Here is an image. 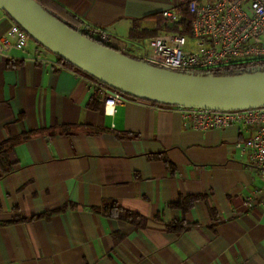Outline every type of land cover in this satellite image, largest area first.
<instances>
[{
	"label": "crops",
	"instance_id": "1",
	"mask_svg": "<svg viewBox=\"0 0 264 264\" xmlns=\"http://www.w3.org/2000/svg\"><path fill=\"white\" fill-rule=\"evenodd\" d=\"M45 1L141 58L160 12L188 0ZM7 26L0 14V35ZM29 41L0 55V142L29 132L0 176V264H264L263 184L239 146L250 132L188 129L172 108L106 102ZM106 201L141 219L107 216Z\"/></svg>",
	"mask_w": 264,
	"mask_h": 264
},
{
	"label": "built area",
	"instance_id": "2",
	"mask_svg": "<svg viewBox=\"0 0 264 264\" xmlns=\"http://www.w3.org/2000/svg\"><path fill=\"white\" fill-rule=\"evenodd\" d=\"M0 14L8 22L5 32L0 35V55L9 56L11 48L23 49L31 38L5 12L0 10ZM184 14L190 17L188 34L181 31ZM160 16L163 27L148 39L141 57L148 64L193 73L250 60H264V0H188L164 8ZM81 32L92 34L86 27ZM95 36L100 44H108L109 36L103 30H98ZM92 81V85L102 91L106 102L122 103L128 98L99 81ZM157 105L176 110L183 127L188 129L204 131L235 125L250 132L239 146L263 184L261 200L264 204V106L222 110ZM252 202V197L246 200L247 205Z\"/></svg>",
	"mask_w": 264,
	"mask_h": 264
},
{
	"label": "water",
	"instance_id": "3",
	"mask_svg": "<svg viewBox=\"0 0 264 264\" xmlns=\"http://www.w3.org/2000/svg\"><path fill=\"white\" fill-rule=\"evenodd\" d=\"M0 10L43 48L121 93L165 105L222 110L264 106V70L201 75L160 68L87 38L35 0H0Z\"/></svg>",
	"mask_w": 264,
	"mask_h": 264
},
{
	"label": "trees",
	"instance_id": "4",
	"mask_svg": "<svg viewBox=\"0 0 264 264\" xmlns=\"http://www.w3.org/2000/svg\"><path fill=\"white\" fill-rule=\"evenodd\" d=\"M43 9H45L47 12H49L51 15H53L54 17H56L57 19H59L61 22H63L64 24H66L67 26H69L71 29L80 32L82 34H84L87 38H90L92 40H96L97 42L101 43L98 39H96L95 37V32H92L91 35H86V33L81 32V30L78 29V27L76 26V23L78 22L77 20H75V18L73 16H69L66 12H64L62 9H60L58 6H55L49 2H46L45 0H35ZM190 21V17L187 14H184L183 17V21H182V32L184 33H189V23ZM160 23L162 22V19H160L159 21ZM171 28V27H170ZM173 29V28H171ZM157 34V32L155 33ZM108 47L113 48L112 46H110L109 44H105ZM115 49V48H113ZM116 50V49H115ZM122 53V52H121ZM125 54V53H123ZM126 55V54H125ZM129 56V55H128ZM132 57V56H130ZM58 60L61 61L64 65H67L71 68L76 69L77 71L81 72L82 74H84L85 76H87L88 78L97 81L95 78L89 76L88 74L84 73L83 71H81L80 69H78L77 67L73 66L72 64L68 63L67 61L63 60L62 58L58 57ZM138 60H142L141 58H136V57H132ZM260 70H264V60H250V61H245V62H240V63H235V64H230L228 66H224L221 68H217L211 71H197V72H193V74H201V75H233V74H240V73H244V72H253V71H260ZM110 88V87H109ZM112 89V88H110ZM128 98H133V99H139L137 97L131 96V95H127L124 93H121L115 89H112ZM99 91V90H97ZM139 100H143V99H139ZM143 101H148V100H143ZM152 102V101H149ZM152 103H156V102H152ZM156 104H160V103H156ZM165 105V104H164ZM29 135V132L23 133L20 136L17 137H10L2 142H0V176L7 174L12 167V162L9 159V152L11 151V149L13 148V146L20 140V139H25L27 136ZM191 197H187L184 200V204H180V203H176V206H183V207H188L190 206L191 202H190ZM102 212L104 214H106L107 216H113V217H119V218H123L126 220H129L130 222H136L138 221V219H141L140 216L137 213H133L131 211L128 210H122L119 206H117L113 201H106L103 203L102 205ZM18 220H23L22 218L20 219H13V220H9L7 222H3V223H8V222H15ZM182 229L181 225L178 226H174L172 228V230L176 231H180Z\"/></svg>",
	"mask_w": 264,
	"mask_h": 264
},
{
	"label": "rangeland",
	"instance_id": "5",
	"mask_svg": "<svg viewBox=\"0 0 264 264\" xmlns=\"http://www.w3.org/2000/svg\"><path fill=\"white\" fill-rule=\"evenodd\" d=\"M29 42H32V43H35L32 39H30V41ZM146 48H147V46H146ZM47 50V49H46ZM146 50V49H145ZM48 51V50H47Z\"/></svg>",
	"mask_w": 264,
	"mask_h": 264
}]
</instances>
